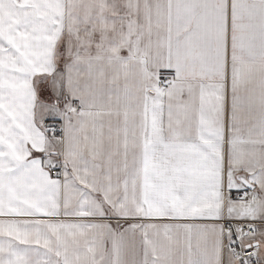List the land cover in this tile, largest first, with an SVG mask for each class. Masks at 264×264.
<instances>
[{"label": "snow or ice", "instance_id": "6c2138e0", "mask_svg": "<svg viewBox=\"0 0 264 264\" xmlns=\"http://www.w3.org/2000/svg\"><path fill=\"white\" fill-rule=\"evenodd\" d=\"M0 264H264V0H0Z\"/></svg>", "mask_w": 264, "mask_h": 264}]
</instances>
